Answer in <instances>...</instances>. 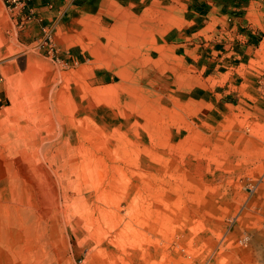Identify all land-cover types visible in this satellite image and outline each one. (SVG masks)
I'll list each match as a JSON object with an SVG mask.
<instances>
[{
    "label": "rangeland",
    "instance_id": "374dc122",
    "mask_svg": "<svg viewBox=\"0 0 264 264\" xmlns=\"http://www.w3.org/2000/svg\"><path fill=\"white\" fill-rule=\"evenodd\" d=\"M0 264H264V0H0Z\"/></svg>",
    "mask_w": 264,
    "mask_h": 264
},
{
    "label": "built area",
    "instance_id": "2783aa9c",
    "mask_svg": "<svg viewBox=\"0 0 264 264\" xmlns=\"http://www.w3.org/2000/svg\"><path fill=\"white\" fill-rule=\"evenodd\" d=\"M6 3H8L9 5H12L13 8H24L26 3H28L30 0H5ZM25 19V17H24Z\"/></svg>",
    "mask_w": 264,
    "mask_h": 264
},
{
    "label": "crops",
    "instance_id": "0c3cea01",
    "mask_svg": "<svg viewBox=\"0 0 264 264\" xmlns=\"http://www.w3.org/2000/svg\"><path fill=\"white\" fill-rule=\"evenodd\" d=\"M27 8H28V6H27ZM30 9V11H33V12H35L36 10L39 12L41 9H42V7H40L39 5H37L36 3H34V2H32V9L31 8H29ZM21 17H22V19H24V17H25V15L23 14V15H21ZM20 17V18H21ZM32 26V25H31ZM31 26H29L27 29L29 30V29H31ZM25 28V27H24ZM25 30V29H24ZM25 32V31H24Z\"/></svg>",
    "mask_w": 264,
    "mask_h": 264
},
{
    "label": "bare ground",
    "instance_id": "6f19581e",
    "mask_svg": "<svg viewBox=\"0 0 264 264\" xmlns=\"http://www.w3.org/2000/svg\"><path fill=\"white\" fill-rule=\"evenodd\" d=\"M142 4V3H141ZM143 5V4H142ZM34 13V12H33ZM33 17V16H32ZM34 19V18H33ZM125 20V19H124ZM130 34V33H129ZM132 35V34H131ZM137 36V35H136ZM129 39V38H128ZM125 49V48H124Z\"/></svg>",
    "mask_w": 264,
    "mask_h": 264
}]
</instances>
